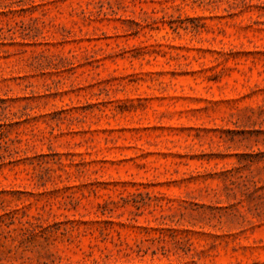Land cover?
<instances>
[{"label":"rangeland","instance_id":"obj_1","mask_svg":"<svg viewBox=\"0 0 264 264\" xmlns=\"http://www.w3.org/2000/svg\"><path fill=\"white\" fill-rule=\"evenodd\" d=\"M242 1L0 0V264H264Z\"/></svg>","mask_w":264,"mask_h":264},{"label":"trees","instance_id":"obj_2","mask_svg":"<svg viewBox=\"0 0 264 264\" xmlns=\"http://www.w3.org/2000/svg\"><path fill=\"white\" fill-rule=\"evenodd\" d=\"M242 3H243L244 6H247L246 0H243ZM176 28H174L175 31L178 30L179 28L183 29V30H189L188 27H182V26L181 27H176ZM198 30L199 29L193 28V31H195V32H198ZM4 104H5V101H1L0 100V114H4L7 111V107H5ZM4 126H5L4 124L0 123V129H2ZM1 136H4V133L2 131H0V137Z\"/></svg>","mask_w":264,"mask_h":264}]
</instances>
